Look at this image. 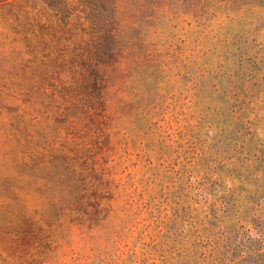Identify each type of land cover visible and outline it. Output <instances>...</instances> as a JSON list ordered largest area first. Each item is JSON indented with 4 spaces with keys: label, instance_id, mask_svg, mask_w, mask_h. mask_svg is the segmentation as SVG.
I'll use <instances>...</instances> for the list:
<instances>
[{
    "label": "rangeland",
    "instance_id": "obj_1",
    "mask_svg": "<svg viewBox=\"0 0 264 264\" xmlns=\"http://www.w3.org/2000/svg\"><path fill=\"white\" fill-rule=\"evenodd\" d=\"M162 7L119 0L125 45L103 90L108 147L103 127L99 137L85 136L94 147L83 167L88 209L93 198L101 208L90 224L70 220V195L53 180L48 160L59 140L49 132L37 144L34 120L28 141L12 125V107L26 119L33 111L21 96L28 78L0 72V264H183L192 242L203 251L197 263L211 264L220 231L232 237L244 224L240 234L256 232V215L264 239V207L256 204L264 157L244 139L254 131L264 142V31L237 48L235 9L163 21ZM37 152L40 163L17 164ZM247 202L255 214L245 221L237 215L247 216Z\"/></svg>",
    "mask_w": 264,
    "mask_h": 264
},
{
    "label": "trees",
    "instance_id": "obj_2",
    "mask_svg": "<svg viewBox=\"0 0 264 264\" xmlns=\"http://www.w3.org/2000/svg\"><path fill=\"white\" fill-rule=\"evenodd\" d=\"M184 1L161 0L162 20L173 18L180 11L201 18L215 15L220 8H230L235 9L239 18L231 46L249 45L263 34L264 0H187V4ZM118 4L119 0H0V38H3L0 44L7 40L11 45L9 52H0V72H21L26 76L28 81L21 88V96L33 104L30 119L17 112L18 106L12 107V125L20 138L28 141L29 120H34L37 144L47 140L49 132L52 140H59L60 145L50 151L48 162L53 180L70 195L66 214L78 223L94 222L101 211L94 198L92 211L88 209L91 200L86 198L92 192L89 193L83 167L94 147L86 142L85 136L95 134L97 138L103 127V150L108 147L105 128L111 116L107 113L103 90L109 84L107 71L119 60L125 45L119 31ZM164 5L168 7L165 9ZM244 134H249L244 138L248 145L252 143L264 157V142L257 133L245 131ZM244 139L240 144L241 154L246 153ZM41 154L37 152L17 164L40 163ZM243 159L246 160L245 155ZM263 191L256 204L264 207ZM58 209L64 212L62 206ZM251 209L253 206L247 202V216L237 215V218L247 221V217L255 214L248 211ZM258 218L256 215L259 227L256 232L247 227L240 234L238 228L244 224L232 228V237L223 234L230 230L220 231L219 240L214 241L208 254H214L211 264L222 260H227L222 264H264L262 220ZM196 246L201 245L192 242L187 248L183 264H199L197 258L203 251ZM234 250L238 253L233 254Z\"/></svg>",
    "mask_w": 264,
    "mask_h": 264
}]
</instances>
